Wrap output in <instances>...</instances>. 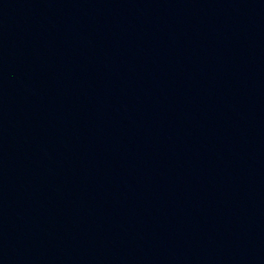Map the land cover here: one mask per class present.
Instances as JSON below:
<instances>
[{"label": "water", "instance_id": "obj_1", "mask_svg": "<svg viewBox=\"0 0 264 264\" xmlns=\"http://www.w3.org/2000/svg\"><path fill=\"white\" fill-rule=\"evenodd\" d=\"M0 264H264V0H0Z\"/></svg>", "mask_w": 264, "mask_h": 264}]
</instances>
